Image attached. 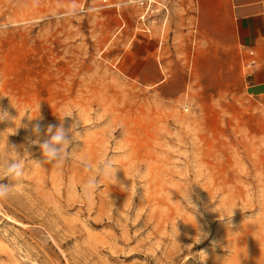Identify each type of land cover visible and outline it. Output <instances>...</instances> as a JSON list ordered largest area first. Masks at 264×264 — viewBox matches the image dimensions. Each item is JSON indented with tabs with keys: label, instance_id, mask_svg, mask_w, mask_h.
<instances>
[{
	"label": "rangeland",
	"instance_id": "374dc122",
	"mask_svg": "<svg viewBox=\"0 0 264 264\" xmlns=\"http://www.w3.org/2000/svg\"><path fill=\"white\" fill-rule=\"evenodd\" d=\"M195 3L0 0V152L24 173L0 264H264V92L202 56ZM37 120L74 125L65 158L29 143Z\"/></svg>",
	"mask_w": 264,
	"mask_h": 264
},
{
	"label": "crops",
	"instance_id": "0c3cea01",
	"mask_svg": "<svg viewBox=\"0 0 264 264\" xmlns=\"http://www.w3.org/2000/svg\"><path fill=\"white\" fill-rule=\"evenodd\" d=\"M187 12L196 18L202 56L252 60L248 81L263 93L264 0H196Z\"/></svg>",
	"mask_w": 264,
	"mask_h": 264
},
{
	"label": "clouds",
	"instance_id": "9594fccd",
	"mask_svg": "<svg viewBox=\"0 0 264 264\" xmlns=\"http://www.w3.org/2000/svg\"><path fill=\"white\" fill-rule=\"evenodd\" d=\"M72 113L67 112L65 116H71ZM10 120L8 111L0 107V123H4ZM74 125L65 127L64 123L58 125L48 124L43 126L39 120L28 129L29 135L27 139L33 146L43 153L48 161H58L65 158L68 155V149L71 145L70 133ZM16 145H6L8 150L15 149ZM82 165L92 171V164L87 162V157H84L81 161ZM96 163V162H93ZM117 171V164L114 160L105 158L104 161L96 163L95 174L87 176L84 181L83 187L86 191H95L98 187V179L103 178L109 181L115 179V173ZM23 163L19 158V155L15 158H6L0 152V202L10 199L13 195L15 185L9 184L5 181L8 179H19L23 176ZM202 260H206L207 257L204 253L201 255Z\"/></svg>",
	"mask_w": 264,
	"mask_h": 264
},
{
	"label": "built area",
	"instance_id": "2783aa9c",
	"mask_svg": "<svg viewBox=\"0 0 264 264\" xmlns=\"http://www.w3.org/2000/svg\"><path fill=\"white\" fill-rule=\"evenodd\" d=\"M140 4L141 5H145V6H150V4H151V0H140ZM144 16V15H143ZM143 16H141V17H143ZM251 63H253V61L252 60H250L249 62H247L246 64L248 65V64H251Z\"/></svg>",
	"mask_w": 264,
	"mask_h": 264
}]
</instances>
